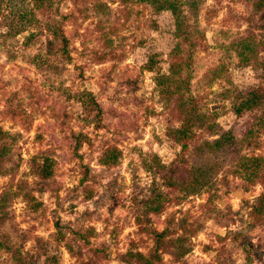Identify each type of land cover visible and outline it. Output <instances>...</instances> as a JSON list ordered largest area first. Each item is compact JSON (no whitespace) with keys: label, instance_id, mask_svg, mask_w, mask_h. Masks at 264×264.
Listing matches in <instances>:
<instances>
[{"label":"rangeland","instance_id":"1","mask_svg":"<svg viewBox=\"0 0 264 264\" xmlns=\"http://www.w3.org/2000/svg\"><path fill=\"white\" fill-rule=\"evenodd\" d=\"M167 5L0 0V264H264V0Z\"/></svg>","mask_w":264,"mask_h":264},{"label":"trees","instance_id":"2","mask_svg":"<svg viewBox=\"0 0 264 264\" xmlns=\"http://www.w3.org/2000/svg\"><path fill=\"white\" fill-rule=\"evenodd\" d=\"M10 1V14L15 15L19 14L20 12H30V9L32 7V3L38 6L37 8L40 9V12L43 13V11L48 10L49 8V3H51V0H9ZM163 2L170 4L167 5V8L170 7V11L174 15V20H175V28H176V34L179 36L180 39L184 38H190L188 42H191L190 45L194 47L195 41L193 37L197 36V32L195 27L190 24L186 25L187 23H184L186 21L183 20L182 14L179 11V6L176 5L177 0H162ZM170 2V3H169ZM26 3V4H24ZM31 5V6H30ZM175 5L178 7H175ZM36 8V9H37ZM37 9V10H38ZM26 20V19H25ZM27 22V21H25ZM18 23V25H15L16 28L18 29L20 27L25 28L26 23ZM52 20L48 21L45 23L47 24L46 28L48 29V32L52 36L51 41H54L56 39L55 37L58 38L59 41H64L65 37L62 35L59 27L57 25L52 24ZM11 27V26H10ZM192 40V41H191ZM50 42V41H49ZM171 57H175L178 55H170ZM179 61L173 60V64L177 65ZM261 93H255V91H250L251 95V100L253 102H256L257 98L259 99L263 95L260 96ZM237 110V109H236ZM226 133H222L219 137L211 140V141H204L205 146L207 147L208 151H216L217 147H220L223 143H225V140H227L228 137H226ZM235 161L234 167L237 172L240 173V175L244 178H246L248 181H256V180H261L262 181V188L264 189V172L263 169H261V158L259 156H241L238 160V158ZM196 170L197 176L193 179L191 178V182H187V184H190L191 187L196 186V184L203 185L206 182V179L203 180V174L206 171V168L203 167H193L192 172ZM190 180V179H189ZM198 182V183H197ZM262 203L264 205V192L262 193ZM261 210H264L261 208Z\"/></svg>","mask_w":264,"mask_h":264},{"label":"water","instance_id":"3","mask_svg":"<svg viewBox=\"0 0 264 264\" xmlns=\"http://www.w3.org/2000/svg\"><path fill=\"white\" fill-rule=\"evenodd\" d=\"M3 96V93L2 91L0 90V97ZM212 108V106H211ZM251 193V190L248 189L247 191L243 190L241 187H236V188H230L229 189V194L230 195H233L234 197H240V196H247V195H250ZM215 202L218 203V204H221L223 202V199H218L216 198L215 199ZM220 231V230H218ZM222 232V231H220Z\"/></svg>","mask_w":264,"mask_h":264}]
</instances>
